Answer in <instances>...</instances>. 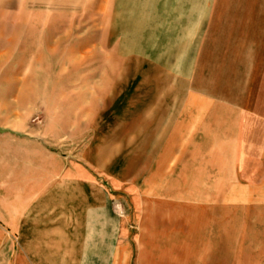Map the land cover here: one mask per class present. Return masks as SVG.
<instances>
[{
    "label": "rangeland",
    "instance_id": "374dc122",
    "mask_svg": "<svg viewBox=\"0 0 264 264\" xmlns=\"http://www.w3.org/2000/svg\"><path fill=\"white\" fill-rule=\"evenodd\" d=\"M112 7L0 0V184L40 189L41 226L125 244L129 264L148 240L167 264L254 261L264 0L147 21Z\"/></svg>",
    "mask_w": 264,
    "mask_h": 264
},
{
    "label": "crops",
    "instance_id": "0c3cea01",
    "mask_svg": "<svg viewBox=\"0 0 264 264\" xmlns=\"http://www.w3.org/2000/svg\"><path fill=\"white\" fill-rule=\"evenodd\" d=\"M101 1L104 4L111 1L114 10L134 12L132 18L138 12V17L147 21L152 18L150 12L207 11L212 0ZM5 183L0 184V264H107L110 259L112 264H129L132 250L126 249L127 245L106 244L101 234L91 230L86 235L81 233L80 241H74L73 230L48 224L56 219V215L50 207H42L40 189L33 188L26 193L23 184L18 183L14 189ZM42 220L48 223L41 226ZM145 230L154 233V230L164 229L147 227ZM149 242H138L134 264H167L164 259L170 258L169 248L161 245L153 250ZM257 251L254 261H243L242 264H264V247L258 245Z\"/></svg>",
    "mask_w": 264,
    "mask_h": 264
}]
</instances>
